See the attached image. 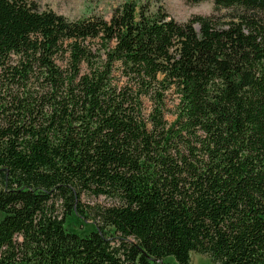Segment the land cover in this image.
I'll return each instance as SVG.
<instances>
[{
  "label": "trees",
  "instance_id": "trees-1",
  "mask_svg": "<svg viewBox=\"0 0 264 264\" xmlns=\"http://www.w3.org/2000/svg\"><path fill=\"white\" fill-rule=\"evenodd\" d=\"M192 253L264 264V0L186 22L0 0V264Z\"/></svg>",
  "mask_w": 264,
  "mask_h": 264
},
{
  "label": "rangeland",
  "instance_id": "rangeland-1",
  "mask_svg": "<svg viewBox=\"0 0 264 264\" xmlns=\"http://www.w3.org/2000/svg\"><path fill=\"white\" fill-rule=\"evenodd\" d=\"M34 2L41 9H51L57 14L70 20L86 17H101L109 20L113 10L125 2H134L138 5H148L151 9L162 8L171 18L177 22H186L192 16H209L213 13V0H202L198 3H190L187 0H25ZM217 15H221L217 13ZM173 99V98H172ZM149 103H146L148 106ZM175 102L170 100L168 107L174 110ZM172 115L167 116L168 122L173 121ZM81 204L85 209L95 206L104 208L112 207L115 202L104 197L83 195ZM166 264H176L171 257L164 259ZM189 264H214L209 257L197 253L191 254Z\"/></svg>",
  "mask_w": 264,
  "mask_h": 264
}]
</instances>
